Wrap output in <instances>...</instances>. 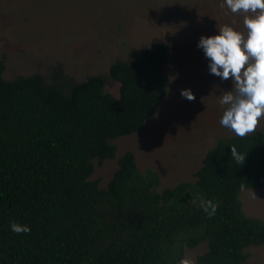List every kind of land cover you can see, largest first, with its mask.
Masks as SVG:
<instances>
[{"label": "trees", "instance_id": "16d2710c", "mask_svg": "<svg viewBox=\"0 0 264 264\" xmlns=\"http://www.w3.org/2000/svg\"><path fill=\"white\" fill-rule=\"evenodd\" d=\"M169 46L151 43L117 59L105 74L76 81L57 65L5 78L0 59V264H178L205 242L196 264H250L264 245V221L247 215L240 192L264 190V131L223 135L202 157L193 180L158 190L159 173L140 170L133 151L117 158L104 187L91 180L114 158L117 137L142 131L169 86ZM230 146L246 154L238 165ZM201 200L218 208L211 218ZM27 225L15 234L10 222Z\"/></svg>", "mask_w": 264, "mask_h": 264}, {"label": "rangeland", "instance_id": "374dc122", "mask_svg": "<svg viewBox=\"0 0 264 264\" xmlns=\"http://www.w3.org/2000/svg\"><path fill=\"white\" fill-rule=\"evenodd\" d=\"M224 0H0V59L5 78L41 73L53 67L76 81L90 74L108 78L104 90L118 95L119 83L108 76L113 61L137 57L153 42L169 46L164 66L168 90L142 131L112 140L114 158L98 165L91 180L104 187L117 167V158L133 151L140 170L159 173L158 190L182 180H193L206 150L233 131L219 123V104L232 81L210 73L208 59L197 47L201 35L211 36L225 24L245 32L243 14L220 5ZM247 66V65H246ZM189 89L195 100L181 96ZM257 129L264 131V116ZM243 211L264 221V190L240 192ZM205 242L185 248L182 261H194ZM250 264H264V245L248 248ZM181 261V262H182ZM178 263V264H181Z\"/></svg>", "mask_w": 264, "mask_h": 264}, {"label": "clouds", "instance_id": "9594fccd", "mask_svg": "<svg viewBox=\"0 0 264 264\" xmlns=\"http://www.w3.org/2000/svg\"><path fill=\"white\" fill-rule=\"evenodd\" d=\"M225 5L231 13L243 14L246 31L239 32L225 24L215 35H201L197 47L208 59L211 74L232 81V89L219 99L223 107L219 123L245 138L256 132L258 120L264 116V0H224L220 7ZM180 94L189 101L195 100L189 89H182ZM230 149L233 160L242 165L246 154L239 153L235 146ZM200 207L211 218L218 203L201 200ZM10 230L15 234L31 231L27 225L15 221L10 222ZM181 264H194V261Z\"/></svg>", "mask_w": 264, "mask_h": 264}]
</instances>
